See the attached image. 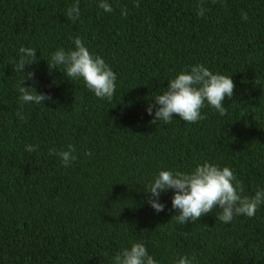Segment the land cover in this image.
Instances as JSON below:
<instances>
[{"label": "trees", "instance_id": "16d2710c", "mask_svg": "<svg viewBox=\"0 0 264 264\" xmlns=\"http://www.w3.org/2000/svg\"><path fill=\"white\" fill-rule=\"evenodd\" d=\"M107 2L110 13L80 0L73 23L75 0H0V264H113L136 242L157 264L185 255L192 264H264V204L252 218L225 224L217 207L181 225L174 190L161 193L159 213L145 192L161 170L204 162L230 168L243 195L264 188V0ZM77 36L116 74L111 101L62 66L49 70L51 55L74 49ZM21 46L37 50L24 86L49 94L44 105L21 106L22 73L13 69ZM197 64L233 80L226 114L206 104L196 123L175 114L151 123L152 99ZM29 144L37 151L26 152ZM69 144L77 159L65 167L49 149Z\"/></svg>", "mask_w": 264, "mask_h": 264}, {"label": "clouds", "instance_id": "9594fccd", "mask_svg": "<svg viewBox=\"0 0 264 264\" xmlns=\"http://www.w3.org/2000/svg\"><path fill=\"white\" fill-rule=\"evenodd\" d=\"M135 6L139 7V3ZM98 7L104 12L113 11L107 0H99ZM80 14V0H75L67 9L66 18L75 23ZM204 14L205 9L201 6L197 15L202 17ZM122 15L127 16L126 8L122 9ZM242 19H248L247 13L242 14ZM73 43L74 49L65 51L60 48L51 55L48 61L49 70H57L62 66L67 78H82L87 89L97 98L111 101L116 91V74L102 57L90 53L81 37H74ZM36 51L34 48L21 46L19 59L13 62L14 71L22 73L17 85L21 106L44 105L45 100L51 99L49 94L38 93L34 86H24L26 80L34 78L33 72L25 74V67L37 63ZM234 88L231 77L213 74L203 64L193 65L190 71H181L169 80L166 90L152 99L153 102L148 105L146 111L152 116L155 109L154 119L151 121L153 124L159 121L170 123L174 114L184 122L196 123L206 118L201 114V109L206 104L224 116L227 112L225 98H232ZM37 148L38 145L29 144L26 145L25 151L33 153ZM74 152L75 148L71 144L67 146V150L49 149V155L58 156L65 167L77 159ZM85 155L90 156L91 153ZM169 189L174 190L172 208L179 213L173 217L181 225L189 221L195 223L217 207V219L225 224L237 216L252 218L259 206L264 204V188L256 190L253 196L243 195V184L230 168H221L209 162L198 164L191 172L161 170L145 191L151 194L148 203L157 213L165 208V205L159 202L160 195ZM194 259L195 257L190 259L186 255L181 256L178 264H192ZM113 264H157V261L149 255L144 244L136 242L130 248L118 252L113 257Z\"/></svg>", "mask_w": 264, "mask_h": 264}]
</instances>
